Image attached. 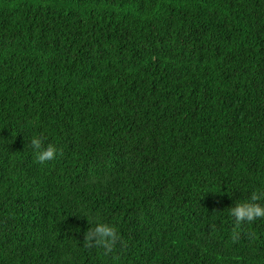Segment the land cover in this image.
<instances>
[{"label":"trees","instance_id":"16d2710c","mask_svg":"<svg viewBox=\"0 0 264 264\" xmlns=\"http://www.w3.org/2000/svg\"><path fill=\"white\" fill-rule=\"evenodd\" d=\"M253 191L264 0H0V264H264Z\"/></svg>","mask_w":264,"mask_h":264},{"label":"clouds","instance_id":"9594fccd","mask_svg":"<svg viewBox=\"0 0 264 264\" xmlns=\"http://www.w3.org/2000/svg\"><path fill=\"white\" fill-rule=\"evenodd\" d=\"M28 146L35 155V161L38 164H45L56 158L57 148L48 144L44 147L42 137L33 136L27 141ZM264 192L253 191L250 196L243 201L233 204L228 208V215L234 221L237 228L244 224L253 223L256 220L264 219ZM88 220V219H87ZM90 227L83 235L82 246L84 248H101L105 255L111 254L117 245L123 246L124 241L116 227L107 223L99 217H93L88 220ZM238 234H234V239Z\"/></svg>","mask_w":264,"mask_h":264}]
</instances>
